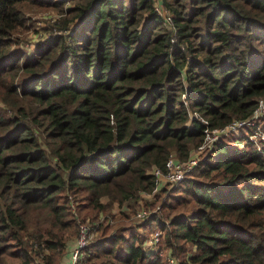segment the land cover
I'll return each mask as SVG.
<instances>
[{"label": "trees", "instance_id": "trees-1", "mask_svg": "<svg viewBox=\"0 0 264 264\" xmlns=\"http://www.w3.org/2000/svg\"><path fill=\"white\" fill-rule=\"evenodd\" d=\"M154 3L0 0V264H63L78 219L98 221L80 264H264L250 130L144 199L202 144L194 113L221 129L264 99V0H162L170 31Z\"/></svg>", "mask_w": 264, "mask_h": 264}, {"label": "built area", "instance_id": "built-area-1", "mask_svg": "<svg viewBox=\"0 0 264 264\" xmlns=\"http://www.w3.org/2000/svg\"><path fill=\"white\" fill-rule=\"evenodd\" d=\"M171 30H174L171 24ZM172 42L175 43V40L172 39ZM264 116V99L260 100L258 107L253 113V115L245 120L234 121L221 129L211 130L208 126V122L199 116L197 113H194L193 118L200 120L202 124H205L204 130V140L202 144L197 147L194 151L191 152L189 158L185 161H180L174 157H171L167 164L165 172H162L158 169L153 170V174L156 178V187L152 193L148 196H152L159 189V184L164 181V183L170 184L172 187L178 186L182 181L185 180L188 174H190L200 163L201 157L204 154L211 153L216 144L222 139L244 131L246 129H254L253 135L250 137L251 141L254 143L257 142V136L260 131L259 126L256 123ZM260 142V141H259ZM148 213L146 211H141L136 215L138 222H142L147 217ZM161 231L156 230L148 239L147 246L151 251L158 252V245L161 239ZM95 237V228L93 225L87 223H80L78 226V236L76 241H74L69 249V253L65 258L63 264H80L86 250L90 245L91 241ZM171 263H174V260L169 258ZM66 262V263H65Z\"/></svg>", "mask_w": 264, "mask_h": 264}, {"label": "rangeland", "instance_id": "rangeland-1", "mask_svg": "<svg viewBox=\"0 0 264 264\" xmlns=\"http://www.w3.org/2000/svg\"><path fill=\"white\" fill-rule=\"evenodd\" d=\"M161 1L162 0H156V3H154V6H155V8H156V11L159 13V16L160 17H162L163 19H164V26H165V28L167 29V30H171V23H170V21H169V19H168V14H167V12H166V10L164 9V7L162 6V3H161ZM54 15H56V13L54 12V11H47V12H45V13H41V14H39L38 15V17H36V18H38L37 20H43V18H49V17H54ZM52 17V18H53ZM38 25H41V23H38ZM27 34V33H26ZM44 38L45 37H38V35H35L34 33H31L30 34V39H32V43H31V45H27V46H25L24 48L27 50V51H29V53H28V56L29 57H31L32 56V53L37 49V46H38V44H40V43H44ZM262 119H264V116L258 121V123H256L257 124V126H259V128H260V122L262 121ZM246 130H250V132L248 133L249 134V138L253 135V133H254V129H246ZM242 132V131H241ZM250 140H251V138H250ZM232 140H228V142H231ZM260 141V142H259ZM264 141V132L263 131H259V133H258V136H257V142L255 143V145H256V147L258 148V149H261V143ZM220 142V141H219ZM233 143V142H232ZM243 145H244V143L242 142L241 143V148H243ZM263 145V144H262ZM196 149V148H195ZM195 149H193L192 151H194ZM210 153H208V154H204L202 157H201V160L202 159H204L207 155H209ZM159 187H160V189H163V188H169V185L167 184V183H164V181H162L160 184H159ZM144 199H147L145 202H151V201H153L154 200V198L151 196H148V197H145ZM153 199V200H152ZM102 201L104 202V203H107L108 202V198H103L102 199ZM116 206H118L117 204H115L114 206H113V208H116ZM118 212H119V210L120 209H116ZM125 211V210H127V207L126 206H124L122 209H121V212L122 211ZM147 210H150V209H147ZM106 214V213H105ZM117 215H119L118 213H117ZM105 215L104 214H102V215H100V219L102 220L103 218H105L104 217ZM132 218H136V217H132ZM136 220V219H135ZM137 221V220H136ZM82 222H84V223H87V224H90L91 226L93 225L94 226V224H95V226H97V223H98V221H94V222H90L89 221V219H87V221H81L80 219H78L77 220V223H78V225L80 224V223H82ZM140 232H142L143 233V231H140ZM76 239L77 238H75V241H76ZM171 259H173V258H171ZM173 260H175L176 261V259H173ZM172 264H175V263H172Z\"/></svg>", "mask_w": 264, "mask_h": 264}, {"label": "crops", "instance_id": "crops-1", "mask_svg": "<svg viewBox=\"0 0 264 264\" xmlns=\"http://www.w3.org/2000/svg\"><path fill=\"white\" fill-rule=\"evenodd\" d=\"M66 263V262H65Z\"/></svg>", "mask_w": 264, "mask_h": 264}]
</instances>
